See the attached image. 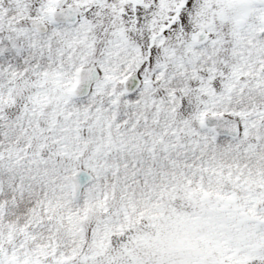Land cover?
I'll list each match as a JSON object with an SVG mask.
<instances>
[{
	"label": "snow or ice",
	"instance_id": "1",
	"mask_svg": "<svg viewBox=\"0 0 264 264\" xmlns=\"http://www.w3.org/2000/svg\"><path fill=\"white\" fill-rule=\"evenodd\" d=\"M0 264H264V0H0Z\"/></svg>",
	"mask_w": 264,
	"mask_h": 264
}]
</instances>
